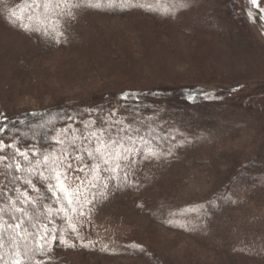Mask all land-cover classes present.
Returning a JSON list of instances; mask_svg holds the SVG:
<instances>
[{
    "label": "rangeland",
    "instance_id": "374dc122",
    "mask_svg": "<svg viewBox=\"0 0 264 264\" xmlns=\"http://www.w3.org/2000/svg\"><path fill=\"white\" fill-rule=\"evenodd\" d=\"M24 1L0 0V122L63 100L106 99L98 118L54 133L60 152L51 168L61 170L71 155L83 157L77 167L100 164L107 171L85 167L70 174L71 183L74 175L85 180L69 220L76 231L63 233L65 242L46 264H264V0L259 7L233 0V18L218 0H141L121 11L90 7L69 39L47 37L48 44L39 37L26 41L10 22L20 17L24 23ZM191 87L210 102L182 115L183 127L197 133L178 135L170 155L140 156L142 147L125 136L120 147L102 149L100 137L92 141L98 129L124 117L118 91ZM124 149L127 159L111 180ZM251 160L261 166L253 169L260 171L256 181L231 176ZM228 181L230 194L215 196Z\"/></svg>",
    "mask_w": 264,
    "mask_h": 264
},
{
    "label": "trees",
    "instance_id": "16d2710c",
    "mask_svg": "<svg viewBox=\"0 0 264 264\" xmlns=\"http://www.w3.org/2000/svg\"><path fill=\"white\" fill-rule=\"evenodd\" d=\"M136 1L141 0H129V3L117 0L120 6H109L111 0H92V3L102 2V7L98 8L100 11L107 8L109 10L120 9L121 11L130 5H134ZM197 1L200 2L199 0ZM76 3H78V0H67V3L60 2V0H51L47 8H44L32 7L29 5V0H25L24 3L20 4L22 7H19L24 13V23L29 28L39 30L26 31L21 27L25 34V36H22L29 42L34 37L43 38L47 44L49 43L47 37L52 38L54 43L61 42L62 38L60 37L65 34L64 39H69L75 21L83 17L84 12L90 8L86 6L74 7L73 5ZM209 3L211 2L209 1ZM217 3H224V8L228 9L231 17L236 15V5L233 0H218ZM211 4L213 5V1ZM69 11L72 13L71 17L67 15ZM29 15L31 19L27 18ZM229 15L227 18H229ZM62 27L64 28L63 31H61ZM51 32L54 34L56 32L59 37L54 36ZM61 32H63L62 36L60 35ZM238 33L240 35L241 32L238 31ZM241 36L242 40L246 39L242 34ZM125 93H133L135 95L125 100L122 98ZM202 93L200 88L192 87L176 90V92L175 90L160 89L150 92L147 89L124 88L122 91H118L116 95L119 100L124 102V117L116 121L112 126L98 129V132L93 134L92 141L94 142L96 137H100L102 141L100 147L105 149L108 148L106 143H110L109 137L112 140L120 141L122 136H125L126 143L132 142L142 147L140 156L150 151H160L169 154L174 150V147L176 148L175 142L180 139L178 135L183 137L185 134L194 135V133H197L195 128L189 127L187 129L181 123L186 122V119L182 116L184 113H190L192 108L206 104L205 95L202 96ZM105 100L97 95L90 97L88 100H63L44 110L32 112L21 118H9L0 123V126L5 124L7 126L6 130L0 133V139L3 140L5 145L12 146L5 152H0V156L8 157L5 162L0 163V173H4L5 170L8 173L7 177L0 174V192H3V197H0V207L6 209L0 228L9 223V215L22 216L20 222L22 225H26V230L20 232L19 237L15 238L14 244L12 231L9 229L5 232V239L0 242V257H2L0 264H13L17 252L26 254L27 257L32 258L37 264H46L55 256V251H57L61 240L53 242L49 239L45 244V241L39 239L43 229L34 227L40 224L41 221L47 223V220H45V214H47L48 219H55L57 227L60 228L58 235L64 240L65 236L63 233L69 231V220L73 215V212H71L73 205L69 206L63 201L57 204L52 193L47 190V182L43 180V177L53 174L51 160L52 157H55L60 152L58 141L53 136L57 128L67 123H79L82 119L90 116L96 118L97 116L94 115L100 114L99 109L103 110V108H106V105H99ZM165 132L171 136L165 137ZM129 137H131V140H129ZM104 141L105 143L103 144ZM88 144L89 142L86 145L88 146ZM16 148L21 152H26L29 159L25 160L22 156L16 154ZM94 151L96 152V150ZM257 163V161L251 160L247 165H243V167L233 171L231 176L237 180L243 179V181H250V178L253 179L255 177L254 180L256 181V176L260 171L256 174L253 169L254 167L261 168ZM45 166H47V170H45ZM27 180L32 182V186L25 183ZM53 183L55 182L53 181ZM227 185L215 196H219L218 198L222 199L224 196L229 195V187L232 184L228 181ZM33 186L39 192L33 191ZM26 198L35 203H26ZM17 208H23L26 215L16 211ZM62 209L63 211H61ZM57 212L60 213L59 216L55 215ZM189 219L190 217H187L186 220L189 222ZM41 244H45L42 254L40 250Z\"/></svg>",
    "mask_w": 264,
    "mask_h": 264
},
{
    "label": "snow or ice",
    "instance_id": "6c2138e0",
    "mask_svg": "<svg viewBox=\"0 0 264 264\" xmlns=\"http://www.w3.org/2000/svg\"><path fill=\"white\" fill-rule=\"evenodd\" d=\"M51 2V0H29V5L32 7H44L47 8L48 4ZM60 2L67 3V0H60ZM124 3H129V0H123ZM249 2L252 5H255L256 7H259L258 0H249ZM27 6V5H26ZM74 7H81V6H86V7H94V8H99L102 5L100 3H92V0H78V3L73 5ZM109 6H120L117 2V0H111V3ZM132 6V5H130ZM186 4H181L180 7H186ZM69 17L72 16V13L69 11L67 13ZM248 15L252 17V12L249 11ZM13 16L15 17V13H13ZM28 19H31V16L29 15L27 17ZM11 23L16 24L19 27H23L26 31H38L39 29H33L29 28V26L25 23L22 22L20 17H15V19L10 21ZM60 35H63V32L60 33ZM135 94L133 93H125L124 96L122 97L123 99L127 100L130 96H134ZM6 120V117H5ZM2 123V122H0ZM6 124L3 126H0V133H3L6 130ZM129 140H131V137H129ZM109 141L112 145L116 147H120V142L112 140L111 137H109ZM11 145H5L3 143V140L0 139V152H5L8 148H11ZM96 152L99 154L100 150L96 149ZM127 152L128 149H124L123 154H117L119 156V159L121 160V163H117L116 166L112 169V176L109 178L111 180L115 179V174L118 172V170L123 166L122 161L127 159ZM15 153L22 156L25 160L29 159V156L26 152H21L18 148L15 149ZM171 153H169L170 155ZM85 155L89 157V159H93V153L91 152H86ZM152 156L157 157V153L153 152ZM8 159L7 156H0V163L5 162ZM83 160L82 156H77V157H72L71 155L67 156L64 158V160L61 162V170H56L53 169L52 173L49 176L43 177V180L47 182V190L52 193L55 201L57 204L63 202H66L69 206L72 204L76 203L77 201L74 199L75 197L79 196L81 193V186H85V180L81 179L79 175H74L72 179L75 181V183H71L69 180L70 174H78V173H84L85 167H89V171H96L98 173H102L107 171V169H104L101 167L100 164L93 166L90 165H81L79 167L76 166V161ZM100 160L104 165L108 164V160L103 159V156H100ZM45 170H47V166H45ZM5 175L6 177L8 176L7 171L5 170L4 173H0ZM125 176H127V173L125 172ZM55 181V183H53ZM26 184L29 186H32V182L30 180L25 181ZM90 187H96L97 185L94 183L89 182ZM107 187V181H105V188ZM33 191L39 192L38 189H36L33 186ZM100 195L103 196L105 195L104 192H100ZM0 197H3V192H0ZM6 199V198H5ZM95 199V193H93V200ZM26 203H35L32 200L25 199ZM91 202V201H90ZM16 211L22 213L23 215H26L24 213L23 208H17ZM63 211V209L61 210ZM6 213V209L3 207H0V224L3 223V217ZM56 216H59L60 213L57 212L55 213ZM83 215V213H81ZM21 219L22 216H8L9 223H7L4 227L0 228V242H2L5 239V232L8 231L9 229L12 231L14 234L12 237L13 244L15 243V238L19 237L20 232L26 230V225L21 224ZM45 220H47V223H44L41 221L40 224L35 225L34 227H38L43 229L42 233L39 236V239L45 241V244L49 239H51L53 242L56 240H61L63 241V238L58 235L60 228L57 227L55 219H48L47 214H45ZM19 230V231H17ZM70 231L75 232L76 228L73 226L70 228ZM45 244L40 245V250L41 254L43 252V249L45 248ZM69 246L75 247V244H70ZM87 247L88 245H84ZM142 250V249H141ZM0 260H2V257H0ZM13 264H37V262L33 261L32 258L27 257L26 254H22L17 252L16 253V259L13 261Z\"/></svg>",
    "mask_w": 264,
    "mask_h": 264
}]
</instances>
